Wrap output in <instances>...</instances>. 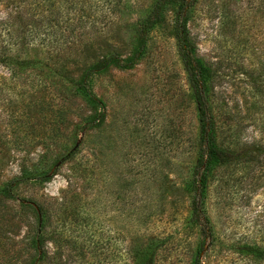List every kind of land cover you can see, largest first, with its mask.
Returning a JSON list of instances; mask_svg holds the SVG:
<instances>
[{
  "label": "rangeland",
  "instance_id": "1",
  "mask_svg": "<svg viewBox=\"0 0 264 264\" xmlns=\"http://www.w3.org/2000/svg\"><path fill=\"white\" fill-rule=\"evenodd\" d=\"M155 2L0 0V264H264V0L190 4L215 145L242 155L207 172V226L176 4L137 36Z\"/></svg>",
  "mask_w": 264,
  "mask_h": 264
},
{
  "label": "trees",
  "instance_id": "2",
  "mask_svg": "<svg viewBox=\"0 0 264 264\" xmlns=\"http://www.w3.org/2000/svg\"><path fill=\"white\" fill-rule=\"evenodd\" d=\"M168 3L176 4L173 31L184 67L189 72L194 99L199 111L200 152L197 163L194 167L192 178L195 195L191 203V221L194 224L200 223L202 226H207L208 220L202 209L207 172L211 168L212 164H227L238 160L242 155L239 154V151H224L217 148L213 139L212 121L208 111L209 108L206 99V78L208 71L199 60L193 57L191 53L192 44L188 39L187 21L192 0H156L155 5L139 24L137 36L143 46L145 44V36L148 31L154 26L162 23V8ZM24 26L26 28L25 23ZM25 28L23 32H25ZM28 30L29 29L26 28V33H29ZM98 66L99 68H102V62H100ZM247 156H249V153ZM39 211L41 214L40 217H43L41 209ZM41 227L42 225L40 223L38 230ZM33 248L40 253V256L44 252L42 249L40 231H37L35 238L33 239ZM259 255L264 256V251L259 253ZM194 264H199L198 257L195 259Z\"/></svg>",
  "mask_w": 264,
  "mask_h": 264
}]
</instances>
